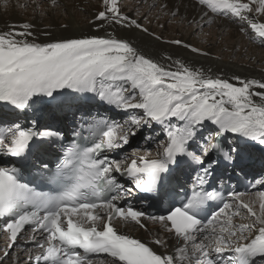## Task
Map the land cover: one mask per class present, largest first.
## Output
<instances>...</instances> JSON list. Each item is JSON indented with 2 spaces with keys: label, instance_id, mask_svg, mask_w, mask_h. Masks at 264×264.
<instances>
[{
  "label": "snow or ice",
  "instance_id": "1",
  "mask_svg": "<svg viewBox=\"0 0 264 264\" xmlns=\"http://www.w3.org/2000/svg\"><path fill=\"white\" fill-rule=\"evenodd\" d=\"M198 2L208 12L235 18L242 31L247 25L255 33L253 38L264 42V22L250 18L254 5H258L256 13L264 14V0ZM102 4L97 20L142 28L123 14L120 0H102ZM22 27L21 32L0 33V102L33 110L41 104L62 108L95 100L108 110H122L128 119L122 124L87 112L91 119L82 117L90 133L81 137L85 143L64 145L55 169L42 165L47 171L37 174L39 181L26 178L19 167L0 166V231L8 237L9 247L28 226L40 249L29 257L36 264H94L93 257L101 254L112 258L111 264H264V191L255 194L257 210L253 202L242 199L244 193L232 191L231 200L225 201L214 182L211 191L204 187L225 162L237 161L241 138L264 145V82L237 77L236 84L180 61L174 62L173 70L130 41L111 36L37 43L27 38L33 35L32 26ZM154 125L165 135L155 157L150 150L141 154L140 149L119 158L109 155L131 146L140 129L155 131ZM141 135L146 142L155 140ZM63 139L60 131L37 130L35 121L31 128L14 124L0 128V154L28 162L42 141ZM187 164L199 168L195 176L199 191L169 207L167 214L120 205L134 191L162 196L173 174ZM117 174L127 177L132 187L119 183ZM257 184L264 186V179L252 187ZM214 201L223 204L209 216V202ZM240 209L250 214L249 222H235ZM145 220L161 225L180 246L171 254L158 252L121 232L115 223L144 227ZM37 232L42 239L36 238ZM152 243L168 247L160 236Z\"/></svg>",
  "mask_w": 264,
  "mask_h": 264
},
{
  "label": "bare ground",
  "instance_id": "2",
  "mask_svg": "<svg viewBox=\"0 0 264 264\" xmlns=\"http://www.w3.org/2000/svg\"><path fill=\"white\" fill-rule=\"evenodd\" d=\"M124 1L120 0L123 14L135 19L142 28L109 25L106 21L97 20L98 12L104 7L102 0H55V5L52 0H0V33L21 32L24 31L22 26L29 24L32 26L29 30L33 35L27 38L34 39L37 43L88 36L122 38L130 41L153 60L171 65L173 70L177 67L174 62L180 61L189 67L203 70L206 75L227 79L232 83L239 84L237 77L245 81L264 82V52H261V47L253 44L254 38L249 35L252 30L244 25L242 31L235 18L208 12L198 0H128V4H124ZM140 12L145 15L135 14ZM252 17L258 22H264V14H250V18ZM101 24L104 27H100ZM177 40L182 43H173ZM193 48L199 51L194 52ZM256 99L259 101L258 97ZM138 135V138L142 137L140 133ZM158 141L154 140L149 145L142 138L138 143L149 148L152 145L157 146ZM141 148L143 146L139 149ZM242 154L241 163L244 168L252 174L261 173L264 177V160L260 162L262 166L255 168L254 165H247L246 160L257 161L258 158L247 149H243ZM259 191L264 190L256 193ZM256 193L242 199L253 202L258 210ZM243 212L241 217L234 218L236 223L250 221L247 210L243 209ZM151 229L156 237L160 236L168 241L166 249L155 247L158 252L171 254L180 246L161 225L152 224ZM137 231L149 240L144 232ZM19 238L8 256L2 258L7 250V240L5 235H0V264H32L29 257H34L38 251L29 242L28 233L23 232Z\"/></svg>",
  "mask_w": 264,
  "mask_h": 264
},
{
  "label": "rangeland",
  "instance_id": "3",
  "mask_svg": "<svg viewBox=\"0 0 264 264\" xmlns=\"http://www.w3.org/2000/svg\"><path fill=\"white\" fill-rule=\"evenodd\" d=\"M124 4H128V0H125L124 1ZM137 16H139V14L141 15V16H144L145 14H142L141 12L140 13H135ZM255 14V16H260V14H258V13H256L255 12V8H254V11H253V13H251V15H254ZM174 25V24H173ZM249 35H251V36H253V37H255V35L252 33V32H250L249 33ZM256 39L258 40V43H257V41H256ZM252 41H253V44H256V46H259V47H261L260 48V50H262L261 52H264V42H261L258 38H255V39H252ZM260 43V44H259ZM258 48V47H257ZM262 55H264V54H262ZM138 133H137V137L134 139V141H132L133 143H135V145L133 144V146H132V148L133 147H135V148H140V147H142L143 146V148H141L140 150H147V149H149L148 147L147 148H145L144 147V144H139L138 142H140L141 141V139H142V137H139L138 138ZM142 136V135H141ZM158 140L160 141V138H158ZM153 146V145H152ZM158 148H156V150H157ZM155 150V151H156ZM154 152V151H153ZM141 153H142V151H141ZM19 242H20V239H19ZM2 253V251L0 250V254Z\"/></svg>",
  "mask_w": 264,
  "mask_h": 264
}]
</instances>
